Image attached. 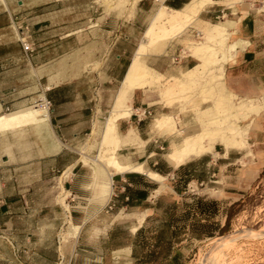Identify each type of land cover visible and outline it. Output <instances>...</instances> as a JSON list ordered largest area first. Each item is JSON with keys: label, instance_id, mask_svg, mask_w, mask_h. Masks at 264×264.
I'll list each match as a JSON object with an SVG mask.
<instances>
[{"label": "crops", "instance_id": "crops-1", "mask_svg": "<svg viewBox=\"0 0 264 264\" xmlns=\"http://www.w3.org/2000/svg\"><path fill=\"white\" fill-rule=\"evenodd\" d=\"M115 2L0 0V117L33 113L14 125L0 122V264H136L141 256L134 242L136 231L157 223L166 205L192 194L191 183L206 184L215 172L219 181L230 182V174L241 170V186L251 183L262 170L264 0H210L194 22L204 24L202 41L188 42V55L168 49L159 61L158 57L149 63L145 59L146 65L162 76L164 67L186 68L178 75L181 77L201 64L193 44L209 41L210 27L227 25V45L233 48L222 66L223 85L236 102L253 100L262 107L248 119L246 147L236 150L243 151L242 156L231 157L230 151L223 149L215 162L210 157L191 156L176 165L168 156L169 147L165 155L168 164L159 154L160 145L164 137L169 138L170 146L180 138L158 134L155 120L164 114L178 118L179 109L175 107L178 112L174 114H158L150 126L143 95L149 89H135L127 93L129 116L116 121L120 142L115 159L117 152L122 166H142L144 172L159 179L134 171L116 173L94 160L142 42L127 51L130 36L116 27L118 21L124 24L127 11L119 9L134 7L138 14L157 6L149 25L160 8L178 11L193 0H128L122 6ZM136 22L143 21H130ZM15 24L27 25L32 47L28 56L21 49ZM114 82L118 86L99 130L97 153L91 157L86 136L94 134L105 111V94ZM42 97L50 101L49 113L36 104ZM156 102L162 104L159 96ZM178 120L177 128L186 130L179 128ZM82 158L91 160L83 164ZM235 164L239 167H233ZM196 195L220 200L205 192ZM108 202L112 208L106 211ZM182 236L172 246L182 259L187 258L184 251L190 242L209 238L195 239L188 232Z\"/></svg>", "mask_w": 264, "mask_h": 264}, {"label": "bare ground", "instance_id": "bare-ground-1", "mask_svg": "<svg viewBox=\"0 0 264 264\" xmlns=\"http://www.w3.org/2000/svg\"><path fill=\"white\" fill-rule=\"evenodd\" d=\"M127 2L128 0H117V3H115L116 5L118 4L117 6H122L127 4ZM208 2L210 0H193L182 10L173 11L160 8L156 11L150 24L142 34V42L125 75L115 107L113 111L111 110L110 117L102 132L99 154L94 160L106 164L116 173L134 171L146 174L154 180L159 179L157 175L144 172L142 166H122L115 159L114 154L120 142V137L116 131V121L129 116L131 109L126 106L129 101L127 93L129 90L135 89L150 90L156 88L157 90L155 91H157L160 102L166 107H178L180 113L188 105L186 104L188 102H186L185 106L182 103L183 100L187 97L188 100L192 94L195 96L189 99L190 105L193 107L192 110H198L197 106L202 100L211 98L212 107L200 113L202 116L194 127L183 131L179 130L177 128L178 118L171 114L161 115L155 120L154 128L158 134L171 138L175 136L180 138V142L178 139L177 144L170 146L168 155L176 165L182 164L191 156L199 157L204 154H212L216 145L221 146L225 151L241 150L246 147V135L249 126L247 124L242 127L239 122L257 114L262 107L258 105V101L255 102L253 100L236 102L235 97L223 85L222 66L231 56L233 48L232 45H227L229 36L226 29L227 25L210 27L209 41L205 40L207 42L203 44H193L198 56L196 57L199 58L201 64L185 72L181 78L165 79L164 76L150 69L145 63L147 56L160 54L168 41L178 37L187 26L193 24L199 10ZM37 106L40 110L47 112L45 106ZM27 116H33V113L30 111L29 113L15 112L5 114L0 117V122L5 125H14ZM89 160L91 159L82 158L81 161L84 164ZM260 234L251 233V237H253L252 235L263 236L264 229L260 231ZM248 235L250 234H232L220 237L218 243L217 241L216 244H214L215 242L213 243L212 250L206 254L204 253L205 256L200 262L202 264H222L218 260L222 247L232 243L241 236L248 237Z\"/></svg>", "mask_w": 264, "mask_h": 264}, {"label": "rangeland", "instance_id": "rangeland-1", "mask_svg": "<svg viewBox=\"0 0 264 264\" xmlns=\"http://www.w3.org/2000/svg\"><path fill=\"white\" fill-rule=\"evenodd\" d=\"M156 7L157 6H154L138 14H135L136 9L134 7H131L129 9H125L122 7L119 9L127 11L126 16L124 17V24L120 25L118 23L119 21L116 23V27L119 26V28H121V33L124 30V32L130 36V42L128 44L129 46L127 48V51L129 50L130 52H132L135 45L141 40V35L146 29ZM117 15H119V13H117L116 16ZM133 19L141 20L143 22H136L132 24L130 23V21ZM214 22H217V20H215ZM203 27L204 24L198 23H194L187 26L184 31L178 35V37L171 39L165 44L164 50L160 54L147 56L148 63L151 62L154 57H158L159 61L161 58H163L162 55L166 53L168 49H175V54H180L182 56L188 55L189 52L187 51L186 47L187 43L195 41L201 42L202 38L200 32ZM228 42H230V36L228 38ZM128 56L130 57V53L129 55H127V57ZM164 68V71L161 72L164 77L170 75L178 77L181 72L187 70L186 68L169 66ZM178 78L181 77L179 76ZM117 86L118 82H114L113 85L109 87L107 94H105L106 105H104L103 107L105 111H102L101 113V117L97 123V128L94 134L86 136L87 141L85 142L90 141V145L88 146V149L86 151L91 157L95 156V154L97 153L99 130L100 127H102L105 118L109 113L112 98L114 96ZM155 90L157 89L152 88L143 92L146 104L148 105L146 111L144 112V115L147 122L151 123L150 126H152L154 118L158 114H174L178 112L175 107H165L162 104L157 103L156 101H158V96L157 91ZM193 96L194 94H192L189 99L195 97ZM187 98L184 99L182 102L185 106L186 104H188L187 107H184V110L182 111L183 113H178V126L180 129H188L190 127H194L198 119L202 116L200 113L212 107L211 98H206L207 100L204 99V101L202 100V102L198 104V110H192L193 107L190 105L191 102L189 99L187 100ZM262 101L264 104V96L262 97ZM247 123L248 119L240 120L239 122L242 127H245ZM164 139L165 140L160 145L161 147L158 151L159 154H163V157L166 160L165 155L168 153L170 147V140L166 137H164ZM214 149L215 154L213 152L212 154H204L200 157H210L212 161H217L219 156L223 155L224 150L219 145H216ZM229 151L231 153V157H240L244 154L243 151ZM116 157L118 160L122 159V156L118 155L117 152ZM200 157L193 159H198ZM166 162L169 164L167 160ZM239 162L243 163V160H239ZM239 162L237 161L236 163ZM238 165L239 164H235V166L233 167H239ZM241 172V170H237L236 172L231 173V178H229L230 182L224 183L223 180L219 181L220 176L218 175V173L215 172L214 175H211L210 179L212 181L202 185H197L194 183H191L189 185V191H192V193L194 194H200L205 192L209 195L217 197V199H220L218 201L219 211L218 214H216V216L214 217L213 221H217V225L221 223L224 225L226 219L227 224L225 225V227L227 228V230L222 234H215L212 237L204 238L200 241L190 242L189 248L185 250L187 252L184 251V255L187 256L185 264H202L201 262L205 254L212 250V247L214 246V244H216V241L217 243L219 242L218 239L220 237L232 234L245 235V233H248L250 235H248V237L244 236L245 238L241 236L235 239L233 241L234 243L232 242L226 245L225 247H222L218 260L221 261L222 264H264V235H252L253 237H251V233L261 235L260 231L264 229V165L257 178H255L251 183H244L240 186L239 180L242 179ZM237 186H240L241 188H237ZM219 195H225L226 197L219 198ZM226 212L227 217L224 216Z\"/></svg>", "mask_w": 264, "mask_h": 264}, {"label": "trees", "instance_id": "trees-1", "mask_svg": "<svg viewBox=\"0 0 264 264\" xmlns=\"http://www.w3.org/2000/svg\"><path fill=\"white\" fill-rule=\"evenodd\" d=\"M218 211V200L194 193L166 205L157 223L136 231L134 242L141 252L136 264H185L186 258L182 259L172 246L187 232L195 239L224 233L226 219L222 227L213 221Z\"/></svg>", "mask_w": 264, "mask_h": 264}, {"label": "built area", "instance_id": "built-area-1", "mask_svg": "<svg viewBox=\"0 0 264 264\" xmlns=\"http://www.w3.org/2000/svg\"><path fill=\"white\" fill-rule=\"evenodd\" d=\"M14 30L17 32L18 35V41L20 43L21 49L24 52L25 56L30 55L32 52V47L30 41H28V29L26 24H15L14 25ZM39 106H45L47 109V112L49 113L50 111V101L46 99L45 97L40 98L37 103ZM149 113V112H148ZM105 210H111L112 208V203L108 202L104 206Z\"/></svg>", "mask_w": 264, "mask_h": 264}]
</instances>
